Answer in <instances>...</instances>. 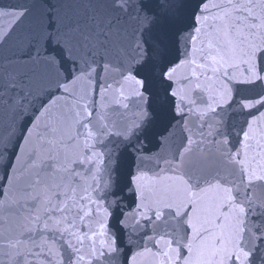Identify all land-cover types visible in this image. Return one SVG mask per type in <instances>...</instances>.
Returning <instances> with one entry per match:
<instances>
[{"label":"snow or ice","instance_id":"obj_1","mask_svg":"<svg viewBox=\"0 0 264 264\" xmlns=\"http://www.w3.org/2000/svg\"><path fill=\"white\" fill-rule=\"evenodd\" d=\"M0 264H264V0H0Z\"/></svg>","mask_w":264,"mask_h":264}]
</instances>
